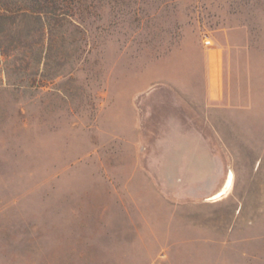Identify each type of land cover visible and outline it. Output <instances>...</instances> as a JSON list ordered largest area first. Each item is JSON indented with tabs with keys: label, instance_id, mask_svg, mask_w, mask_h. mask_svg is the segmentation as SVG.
Listing matches in <instances>:
<instances>
[{
	"label": "rangeland",
	"instance_id": "rangeland-1",
	"mask_svg": "<svg viewBox=\"0 0 264 264\" xmlns=\"http://www.w3.org/2000/svg\"><path fill=\"white\" fill-rule=\"evenodd\" d=\"M58 2L45 58L33 17L0 29V264H264V0ZM225 25L231 106L178 124ZM182 132L211 172L175 171Z\"/></svg>",
	"mask_w": 264,
	"mask_h": 264
},
{
	"label": "crops",
	"instance_id": "crops-1",
	"mask_svg": "<svg viewBox=\"0 0 264 264\" xmlns=\"http://www.w3.org/2000/svg\"><path fill=\"white\" fill-rule=\"evenodd\" d=\"M231 28L232 26L230 25L223 26L221 31L217 32L216 36L211 38L214 45L204 49L203 88L198 86L178 85V99H180V102H178V109H181L183 114L182 117L178 116V124L186 125V123L192 121L190 109L193 107V104L195 108L196 105H201L204 110L202 117L205 123L210 125L214 123L208 114L210 108L228 109L231 106V96L228 90L230 52L233 46ZM180 139L183 141L186 140L187 142L185 145H178V153L175 159V164L178 165V169H175V171L190 173L211 172V166L213 164L211 157L216 155L211 153L210 150L208 152L205 145H203V148H200L199 133L196 132L193 139L191 133L182 132V134L178 136L179 141ZM203 139L204 138H202V140ZM191 140L196 141L193 147L194 150H192V143H189ZM227 174L220 188L224 186ZM196 187L198 188L199 186Z\"/></svg>",
	"mask_w": 264,
	"mask_h": 264
},
{
	"label": "trees",
	"instance_id": "trees-1",
	"mask_svg": "<svg viewBox=\"0 0 264 264\" xmlns=\"http://www.w3.org/2000/svg\"><path fill=\"white\" fill-rule=\"evenodd\" d=\"M4 10L0 14V29L4 24H8L11 28H16L19 24L21 17H33L39 25L38 33L41 42L36 43L37 51L41 58H45L48 49H45V41L50 40L53 27L57 24L64 25L68 21L65 18L66 14H57V8L62 9V4H59L58 0H33L29 4H4ZM16 9V10H13ZM56 9V10H55ZM55 10V12H54ZM52 16L60 18V20H54ZM74 23V21H69ZM0 30V34H1ZM24 46L18 43L3 44L0 43V61L2 57L6 59L15 58L22 52Z\"/></svg>",
	"mask_w": 264,
	"mask_h": 264
},
{
	"label": "bare ground",
	"instance_id": "bare-ground-1",
	"mask_svg": "<svg viewBox=\"0 0 264 264\" xmlns=\"http://www.w3.org/2000/svg\"><path fill=\"white\" fill-rule=\"evenodd\" d=\"M202 154V153H201ZM206 159V158H205ZM206 161V160H205ZM208 161V160H207ZM205 163V162H204ZM234 172L233 170H230L227 174V178L226 181L223 183L224 186L222 188H220V191H218L216 194L212 195L211 197H209L207 200L209 202L212 203H216L219 200H221L222 198H224L225 196L227 197V195L229 194V192H231L230 190L233 187V183H234Z\"/></svg>",
	"mask_w": 264,
	"mask_h": 264
},
{
	"label": "built area",
	"instance_id": "built-area-1",
	"mask_svg": "<svg viewBox=\"0 0 264 264\" xmlns=\"http://www.w3.org/2000/svg\"><path fill=\"white\" fill-rule=\"evenodd\" d=\"M205 44H206L207 46H211V45L213 44L212 39L208 37V38L206 39V41H205Z\"/></svg>",
	"mask_w": 264,
	"mask_h": 264
},
{
	"label": "water",
	"instance_id": "water-1",
	"mask_svg": "<svg viewBox=\"0 0 264 264\" xmlns=\"http://www.w3.org/2000/svg\"><path fill=\"white\" fill-rule=\"evenodd\" d=\"M211 168H212V166H211ZM167 171H172V169H170V170H167ZM206 173V172H205ZM205 173H201V174H205Z\"/></svg>",
	"mask_w": 264,
	"mask_h": 264
}]
</instances>
